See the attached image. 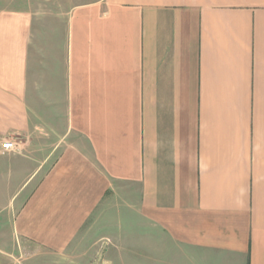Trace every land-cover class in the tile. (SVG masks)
Listing matches in <instances>:
<instances>
[{
    "label": "crops",
    "instance_id": "1",
    "mask_svg": "<svg viewBox=\"0 0 264 264\" xmlns=\"http://www.w3.org/2000/svg\"><path fill=\"white\" fill-rule=\"evenodd\" d=\"M93 260L264 264V0H0V264Z\"/></svg>",
    "mask_w": 264,
    "mask_h": 264
},
{
    "label": "built area",
    "instance_id": "2",
    "mask_svg": "<svg viewBox=\"0 0 264 264\" xmlns=\"http://www.w3.org/2000/svg\"><path fill=\"white\" fill-rule=\"evenodd\" d=\"M17 148H18L17 144L12 139H9L2 144L3 153L13 151Z\"/></svg>",
    "mask_w": 264,
    "mask_h": 264
},
{
    "label": "rangeland",
    "instance_id": "3",
    "mask_svg": "<svg viewBox=\"0 0 264 264\" xmlns=\"http://www.w3.org/2000/svg\"><path fill=\"white\" fill-rule=\"evenodd\" d=\"M87 264H100V263H96V262L93 260V261H91V262H89V263H87Z\"/></svg>",
    "mask_w": 264,
    "mask_h": 264
}]
</instances>
